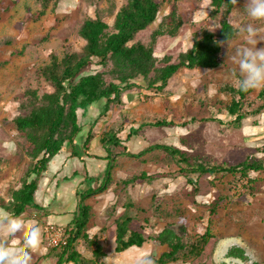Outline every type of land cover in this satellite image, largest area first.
Instances as JSON below:
<instances>
[{
	"label": "rangeland",
	"instance_id": "1",
	"mask_svg": "<svg viewBox=\"0 0 264 264\" xmlns=\"http://www.w3.org/2000/svg\"><path fill=\"white\" fill-rule=\"evenodd\" d=\"M163 1L157 23L136 35L132 43L141 42L150 46L152 33L156 30L158 22L169 12L170 1ZM123 3L124 0H49L45 15L38 21H30L25 19L27 13L39 10L41 1L20 0L9 13L0 16V197L4 200H8L11 192L20 187L24 172L30 164V158L25 153L24 138L14 129L12 122L17 116L25 113L21 110V104L25 102V94L28 91H37L39 96L53 91L41 78L40 69L50 63L51 55L62 59L65 54L82 49L84 41L79 36V30L84 21L99 17L111 30L115 14ZM176 4L183 26L177 37L163 36L156 40L155 56L158 59L168 56L173 61L191 47L192 32L201 27L213 30L218 24L211 16L208 1L176 0ZM245 4L246 0H237L231 16L232 24L238 28L243 24L255 23L262 30L255 37L256 47L262 48L264 22L248 20L243 9ZM243 42L244 37L238 35L234 40L223 44L224 64L220 68L179 71L169 80L162 95H153L144 90V82L138 80L140 88L124 93L122 103L112 105L105 116H100L102 101L93 104L84 114L79 111L82 131L75 141L78 156L86 157L81 145L90 128L93 138L89 144V153L94 156L104 155L99 144V137L104 132L113 131L125 141L130 129L137 132L130 142L125 143L127 152L136 155L157 145L170 147L175 152V157H172L163 150L153 149L142 157L131 158L122 155L121 151L114 150L117 153V162L113 178L117 185H112L97 199L86 201V204H92L96 211V227L89 234L99 235L107 253L104 260L106 264H137L141 257H155L159 253V246L151 241L140 249L132 248L124 253L114 252V221L127 205L144 210L142 216L148 219V224L145 225L148 236L163 229L164 218L167 214L172 216L176 207L183 210L188 218V232L202 234L208 223L209 205L219 192L223 194L222 202L219 203L220 215L212 226L218 241L211 242L203 256L189 264H264V172L251 173V178L258 180L254 196L244 194L247 191L240 184H237V188H232L230 176H224L215 182L213 177L203 175L197 179L196 184L194 179L190 184L178 173L180 167L196 168L216 164L226 168L238 165L251 157H262L256 154V148L264 145V116L246 118L237 126L232 123L233 118L224 109L225 104L231 100L225 88L239 87V72L230 56L235 47ZM209 85L214 86L212 94H209ZM259 89L260 87L256 88V91L248 96V102H254ZM155 122L171 125H142ZM71 148L69 144L64 145L59 156L51 159L50 169L46 172L49 179L55 176L60 180L65 175H71L74 168L78 169L83 177L85 170L95 177L104 171V161L93 159L89 162L85 159L82 162L76 158L63 160L60 168L54 172V166L61 160L59 158L70 153ZM182 153L188 162L177 163ZM59 171L62 176H56ZM141 172L163 174L164 177L127 188L119 185L121 180ZM80 179L75 176L69 181L61 182L58 190H55L58 200L52 207L61 203L72 211L76 206V193L85 191L84 186H79ZM194 184L198 186L197 196L194 195ZM211 184H214L215 188H212ZM85 186L89 187L87 183ZM226 195L228 199L223 198ZM45 196H48V193ZM158 205L160 209L157 211L154 208ZM39 217L42 218L37 212H29L23 216V220H40ZM57 220L60 218H52L54 222ZM64 220L65 218H61L60 222ZM42 221L39 223L44 229L48 223ZM25 236L26 232L17 233L16 239L21 245ZM4 239L3 229L0 227V243ZM7 239L11 246L12 238ZM45 245L43 237L40 248L32 254L31 264H39V257L44 252L48 251L50 256H53L48 247L41 251V247ZM231 247L242 248L247 261L226 258L225 255ZM77 250L83 257L91 258L90 251L83 245L78 246Z\"/></svg>",
	"mask_w": 264,
	"mask_h": 264
},
{
	"label": "trees",
	"instance_id": "2",
	"mask_svg": "<svg viewBox=\"0 0 264 264\" xmlns=\"http://www.w3.org/2000/svg\"><path fill=\"white\" fill-rule=\"evenodd\" d=\"M19 1L0 0V16L9 13ZM40 1L41 8L34 13H27L26 20L38 21L45 15L49 0ZM167 1H170L169 12L158 22L156 30L152 33L150 46L141 42H132L136 35L157 23L164 1L124 0L115 14L111 30L99 17L88 19L79 30V36L84 41V46L79 52L65 54L62 59L51 55L50 63L41 68L39 74L53 91L41 96L37 91H28L25 94V102L21 104V110L25 113L17 116L12 122L14 129L24 138L25 153L30 158V164L24 172L20 187L11 192L9 201L6 202L0 197V212L20 217L29 212L39 211L44 217L46 216L45 209L35 201V193L39 181L49 168L51 159L59 154L64 145H71V158L80 157L76 151L78 146L75 144L76 138L82 131L79 111L84 114L93 104L102 101L103 109L100 116H105L112 105L122 103L124 93L140 88L137 84L138 80L144 82V90L153 95H162L169 80L179 71L214 70L224 64L223 44L239 35L238 28L231 20L237 0H204L209 3L211 16L218 21L216 29L201 27L198 31L192 32L191 47L173 61L168 56H163L161 59L155 56L156 40L163 36L177 37L183 26L178 16L176 0ZM225 89L231 100L225 104L224 109L233 118L232 123L240 126L246 118L264 116V86H261L255 94L252 103L248 102V96L254 93L255 89L246 92L241 91L239 87L229 86ZM167 124L171 125L166 122L142 123L143 126L155 127ZM136 132L137 130L130 129L125 141L113 131L104 132L99 137L104 155L94 156L89 153V144L93 138L90 128L82 142V150L88 159L105 161L106 167L97 177L85 175L84 182L89 187L76 194L78 200L72 219L63 227L66 244L51 249L56 259L55 264H106L104 260L107 253L99 235L89 234L96 227V211L93 205L86 204V201L95 200L112 185H117L113 178V170L117 162V153L114 150L121 151L122 155L131 158L142 157L153 149L163 150L175 157V152L170 147L162 145L149 147L136 155L127 152L125 143L130 142L136 136ZM256 149V154L262 156L260 159L251 157L238 165L226 168L216 164L196 168L180 167L178 173L190 184L192 179L196 184L197 179L203 175L213 177L215 182L219 178L230 176L232 188H237L240 184L247 191L244 194L254 196L258 180L251 178V173L264 172V145ZM178 160L177 163L188 162L184 153L180 154ZM77 175V172H72V177ZM194 176L195 178H192ZM163 177V174L141 172L121 180L119 185L127 188L151 183ZM67 180V178L63 179V181ZM93 183L97 185L92 186ZM195 184L193 189L194 195L197 196L198 186ZM211 187L215 188V185L211 184ZM237 195L239 196L240 193ZM221 196L223 194L219 192L210 203L207 227L202 234L188 232V218L183 210L176 207L172 216L167 214L164 218L163 229L157 234L148 236L145 227L148 219L142 216L144 210L127 205L114 221V252L124 253L132 248L140 249L151 241L159 246L158 255L150 257L155 264H189L200 259L208 245L218 241L217 235L213 234L212 226L220 215ZM223 198L228 199L227 195ZM159 207L158 205L154 209L158 211ZM80 245L90 251V259L83 257L77 250ZM225 257L247 261L246 253L240 247H231Z\"/></svg>",
	"mask_w": 264,
	"mask_h": 264
},
{
	"label": "clouds",
	"instance_id": "3",
	"mask_svg": "<svg viewBox=\"0 0 264 264\" xmlns=\"http://www.w3.org/2000/svg\"><path fill=\"white\" fill-rule=\"evenodd\" d=\"M244 14L250 21L264 22V0H246ZM262 30L255 23L238 26V34L244 37V42L235 47L230 56L232 63L239 72L238 86L241 91H248L264 86V47L257 48L255 37ZM251 37V39H249ZM261 39L262 38L261 36ZM214 92V86L209 85V94ZM0 227L5 239L0 243V264H31L32 254L41 245L42 233L38 223L26 222L22 217L0 213ZM22 245L16 239L17 233H25ZM12 238L10 241L7 238ZM137 264H155L150 257H141Z\"/></svg>",
	"mask_w": 264,
	"mask_h": 264
},
{
	"label": "crops",
	"instance_id": "4",
	"mask_svg": "<svg viewBox=\"0 0 264 264\" xmlns=\"http://www.w3.org/2000/svg\"><path fill=\"white\" fill-rule=\"evenodd\" d=\"M263 119V118H262ZM264 120V119H263ZM252 127V126H251ZM255 127H257V126H255ZM250 131V130H249ZM70 154L71 153H67L66 155H63L62 156V158H59V159H61L60 160V162H59V164H56V166H54L55 168H54V172L58 169V168H60V163L61 162H63V160H67V161H69V160H74V159H76V158H71L70 157ZM59 156V155H58ZM99 156V155H98ZM103 156V155H102ZM79 161L81 160L82 162H84L85 161V159H87V160H89V162H92V160L93 159H88L87 157H82V156H80L79 158ZM105 162V161H104ZM106 163V162H105ZM103 168H104V166H102ZM101 167V169H103ZM50 169V164H49V168H48V170ZM47 170V171H48ZM73 171H75V172H77L78 173V175L77 176H79L81 179H80V181H79V186H84V190H86L87 188H86V186H85V182H83V180L85 179V175L87 174V175H89V176H93V175H90V172L89 171H84V177L83 176H81V172L78 170V169H75L74 168V170ZM72 171V172H73ZM72 172H71V175H65V176H63L60 180H57L58 178H56L55 176H53V177H51L50 179L46 176V173L44 174V177L41 179V181L39 182V184H38V189H37V191H36V193H35V201H36V203L39 205V206H41L42 208H44L45 209V213H46V216L44 217L43 216V213H41V212H39V211H36L37 213H38V215L39 216H41L42 218H40V220H43L44 222H47L48 224H54V225H58V226H62V227H65L70 221H71V219H72V213L75 211V208L72 210V211H70L67 207H66V205H62L61 203H58L59 205L58 206H56V207H52L53 206V203L54 202H56L57 200H58V198H57V196H56V194H57V192L55 191V190H58V188H59V184L61 183V182H65V181H63V179L64 178H67L68 180L67 181H69V179H73L74 177H72ZM57 175L56 176H59V175H61L62 176V174H61V171H59V172H57L56 173ZM99 174V173H98ZM47 193H48V196H45V195H47ZM75 193H76V191H75ZM75 193H74V195H75ZM78 193V192H77ZM76 193V194H77ZM98 197V196H97ZM97 197L95 198V199H97ZM75 198H76V204H77V196L75 195ZM6 202L7 201H9V199L8 200H5ZM60 202V201H59ZM58 207V208H57ZM76 207V206H75ZM93 208H94V206H93ZM23 216L24 215H21L20 217H22L23 218ZM60 218V220H61V218H65V220L64 221H62V222H60V220H57V221H52V218ZM25 219H27V218H25ZM40 220L38 219V220H35V219H27V221L26 222H35V223H38L39 224V226H40V228H41V233H42V239H43V229H42V227H41V223H39L40 222ZM42 221V222H43ZM101 229V228H100ZM115 245V244H114ZM42 250H46V245H45V247L43 246V247H41V251ZM39 264H55V261H56V259H55V257L54 256H50V254H49V252L47 251V252H44V254H42V255H40V257H39Z\"/></svg>",
	"mask_w": 264,
	"mask_h": 264
},
{
	"label": "built area",
	"instance_id": "5",
	"mask_svg": "<svg viewBox=\"0 0 264 264\" xmlns=\"http://www.w3.org/2000/svg\"><path fill=\"white\" fill-rule=\"evenodd\" d=\"M43 237L46 247L56 249L66 244L65 230L62 226L48 224L43 229Z\"/></svg>",
	"mask_w": 264,
	"mask_h": 264
}]
</instances>
